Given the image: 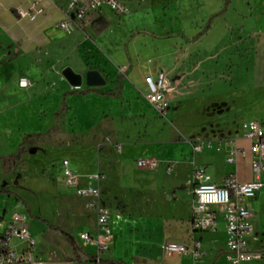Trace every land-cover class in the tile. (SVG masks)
<instances>
[{
  "label": "crops",
  "instance_id": "1",
  "mask_svg": "<svg viewBox=\"0 0 264 264\" xmlns=\"http://www.w3.org/2000/svg\"><path fill=\"white\" fill-rule=\"evenodd\" d=\"M33 1L39 2L44 12L34 20L21 17L18 8L29 10ZM122 1L127 7L125 13L102 7L90 12L80 28L67 34L57 30L56 25L72 13L70 0H0V156L20 151L19 125L32 122V118L42 122L47 117L48 129L39 130L37 135L45 136L68 153L85 147L92 151L93 166L85 161L84 173L88 177L99 173L101 177L98 181L81 182L99 187L100 204L111 214L113 235L109 249L102 254L104 264H167L163 257L179 264L187 260L194 264L190 256L164 251L169 241L192 243L194 168H206L212 182L218 184L231 173L242 182L253 180L250 143L244 137L247 129L212 141L211 148L199 152L205 154L203 157L193 151L190 141L150 139L145 124L157 113L144 96L145 76L165 70L173 81L172 73L184 68L185 60L196 55L184 51L186 45H193V37L201 58L215 47L213 40L220 36L237 43L256 44V76L258 83L263 84L264 18L258 19L257 14H253L252 22L246 17L238 18L251 6L250 1L255 6L257 0H196V9L212 18L203 26L196 22V27L186 32L180 23L170 27L153 17L156 4L159 8L166 6L164 1ZM145 15L149 23L144 21ZM213 32L217 33L214 37ZM66 67L82 74L80 86H73L65 78ZM91 69H98L106 82L88 85L86 72ZM21 79H26L27 85L21 84ZM26 109H32L31 117ZM74 137L80 142L72 143ZM232 138L247 149V156H239L234 163L228 161L234 148L228 139ZM217 151H221L222 164L227 167L222 172L218 163L210 160L218 156ZM142 157L158 159V167H139L137 160ZM66 158L76 171L71 158L63 159ZM58 177L60 193L70 195L69 201L62 211L58 200L56 224L49 222L36 231L29 228L37 241L36 256L44 264H90L97 247L83 241L80 234L99 235L97 215L88 207L87 199L76 196L73 189L63 184L62 170ZM263 193L261 190L247 201L253 219L259 215L255 202L260 203ZM261 227L260 220L256 221L250 238L252 247L259 250L264 248V241L257 243ZM195 237L202 243L203 251L196 264H229L224 257L226 232L222 218L216 232L197 231ZM123 253L132 254L125 260ZM159 258L163 262H158ZM255 261L250 264H257Z\"/></svg>",
  "mask_w": 264,
  "mask_h": 264
},
{
  "label": "rangeland",
  "instance_id": "2",
  "mask_svg": "<svg viewBox=\"0 0 264 264\" xmlns=\"http://www.w3.org/2000/svg\"><path fill=\"white\" fill-rule=\"evenodd\" d=\"M154 1L166 2V6L162 5L160 8L156 4L152 12L154 18L157 17L170 27L175 26L176 22L180 23L186 32H190L192 27L195 28L196 22L199 26H203L212 18L209 19L205 11L199 12L196 9V0ZM250 2L251 6L240 12L238 18L246 17L250 22L253 14H257L258 19L264 18V0H257L255 6L252 1ZM144 17L146 18L144 21L149 23L148 16ZM213 34L212 37L217 33L213 32ZM193 40V45H186L184 51H193L197 56L185 60L186 66L172 73L173 90L168 96L169 115L153 114L150 121L145 124L146 130L150 132V139L214 141L245 132L251 121L259 122L264 130V83L260 84L257 81L256 68L259 61L256 59L258 55L256 44L237 43L232 38L224 39L217 36L213 40L216 42L215 47H211L199 58L200 55L196 51V37H193ZM31 110L26 109L30 117ZM36 120L32 118V122L27 120L25 124L19 125L22 128L21 151L11 156H0V217L8 220L15 212L25 215L26 224L32 231L48 226L49 222L56 224L59 201L62 211L66 200L69 201L70 195H64L59 190L62 188L58 177L62 159L65 156L71 158L74 168L84 182L89 179L84 173L87 170L86 164L93 166L91 149L85 147L75 153H68L45 136L40 137L36 134L40 132L39 130L48 129V118L45 117L42 122ZM136 126L142 125L138 123ZM78 142L80 139L74 137L72 143ZM217 152L218 156H212L210 160L217 162L222 172L227 167L222 164L221 151ZM199 155L203 157L205 154L199 153ZM262 191L264 192V188ZM84 201L88 209L87 200ZM255 203L259 215L256 214L253 223L260 220L262 224L258 243L264 241V193L260 203ZM40 239L37 235V240ZM261 251L262 257L254 263L264 264V248ZM123 254L125 260H128L132 253ZM167 259L163 257L162 260L167 264H179ZM160 260L159 258L158 262L162 261ZM190 262L187 260L182 264H190Z\"/></svg>",
  "mask_w": 264,
  "mask_h": 264
},
{
  "label": "built area",
  "instance_id": "3",
  "mask_svg": "<svg viewBox=\"0 0 264 264\" xmlns=\"http://www.w3.org/2000/svg\"><path fill=\"white\" fill-rule=\"evenodd\" d=\"M72 13L57 23L56 29L62 33H72L81 27L90 12L108 7L117 14L125 13L127 7L122 0H70ZM21 17L34 20L44 12L37 1H33L29 10L18 8ZM21 84L27 85L26 79ZM144 96L153 110L160 116H167L170 105L168 96L173 90V81L165 70L145 76ZM244 137L249 141L251 166L254 178L242 182L231 173L221 184L212 182L210 174L204 167H195L193 171V188L191 200L192 243L187 245L178 242H166L164 251L167 254L190 256L194 264L203 256L202 243L196 240L195 234L216 232L220 218L225 224L226 241L224 257L229 264H250L262 257V251L252 247L250 238L254 233L253 213L247 201L254 199L264 188V130L257 121H251ZM234 145L228 161L234 163L239 156L246 157L247 149L237 145L235 138L228 139ZM221 143V141H220ZM195 153L211 148V140L191 142ZM139 167L156 168L159 160L153 157H142L137 160ZM172 166L169 165L168 171ZM63 184L73 189L76 196L88 200V207L97 215L99 235L92 236L82 232L80 238L97 247V253L90 264H104L102 254L109 249L112 242L111 214L100 204V189L96 184L83 185L80 175L72 168L69 159L61 162ZM99 173L90 175V181H98ZM37 241L26 224V216L15 212L8 220L0 217V264H44L37 258Z\"/></svg>",
  "mask_w": 264,
  "mask_h": 264
},
{
  "label": "water",
  "instance_id": "4",
  "mask_svg": "<svg viewBox=\"0 0 264 264\" xmlns=\"http://www.w3.org/2000/svg\"><path fill=\"white\" fill-rule=\"evenodd\" d=\"M63 75L73 86H80L83 82V76L75 72L71 67L63 69ZM106 82L104 76L98 69H91L86 72V83L90 86L102 85Z\"/></svg>",
  "mask_w": 264,
  "mask_h": 264
},
{
  "label": "trees",
  "instance_id": "5",
  "mask_svg": "<svg viewBox=\"0 0 264 264\" xmlns=\"http://www.w3.org/2000/svg\"><path fill=\"white\" fill-rule=\"evenodd\" d=\"M23 148V145L21 146V149ZM20 149V151H21ZM1 190H4L3 188H1ZM68 237H70L71 239H74V236L71 235L70 233L66 232V231H63ZM117 264H127V263H117Z\"/></svg>",
  "mask_w": 264,
  "mask_h": 264
}]
</instances>
